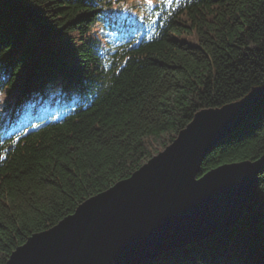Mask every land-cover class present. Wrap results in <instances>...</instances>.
<instances>
[{"label":"trees","instance_id":"16d2710c","mask_svg":"<svg viewBox=\"0 0 264 264\" xmlns=\"http://www.w3.org/2000/svg\"><path fill=\"white\" fill-rule=\"evenodd\" d=\"M100 0H0V73L10 100L88 96L63 122L0 148V264L35 233L129 178L202 109L264 84V0H194L165 29L104 61ZM97 37V38H96ZM264 155V98L206 155L202 172ZM261 201L232 228L171 247L145 264H264Z\"/></svg>","mask_w":264,"mask_h":264},{"label":"water","instance_id":"95a60500","mask_svg":"<svg viewBox=\"0 0 264 264\" xmlns=\"http://www.w3.org/2000/svg\"><path fill=\"white\" fill-rule=\"evenodd\" d=\"M263 98L264 84L237 101L200 110L129 178L32 235L7 264H145L171 247L232 229L261 201L264 155L201 175L202 162Z\"/></svg>","mask_w":264,"mask_h":264},{"label":"snow or ice","instance_id":"6c2138e0","mask_svg":"<svg viewBox=\"0 0 264 264\" xmlns=\"http://www.w3.org/2000/svg\"><path fill=\"white\" fill-rule=\"evenodd\" d=\"M168 2H171V0H168ZM149 3H151V0H149Z\"/></svg>","mask_w":264,"mask_h":264},{"label":"bare ground","instance_id":"6f19581e","mask_svg":"<svg viewBox=\"0 0 264 264\" xmlns=\"http://www.w3.org/2000/svg\"><path fill=\"white\" fill-rule=\"evenodd\" d=\"M14 125H18V124H13L12 127H13ZM9 128H11V126H10Z\"/></svg>","mask_w":264,"mask_h":264}]
</instances>
